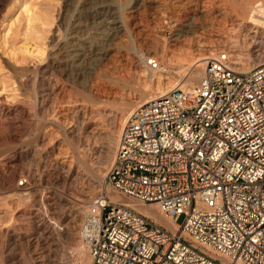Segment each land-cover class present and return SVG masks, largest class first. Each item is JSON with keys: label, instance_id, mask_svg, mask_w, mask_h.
I'll return each instance as SVG.
<instances>
[{"label": "built area", "instance_id": "1", "mask_svg": "<svg viewBox=\"0 0 264 264\" xmlns=\"http://www.w3.org/2000/svg\"><path fill=\"white\" fill-rule=\"evenodd\" d=\"M247 18L262 25L249 44L259 64L240 71L221 48L203 59L196 83L131 110L104 178V188L130 204L99 192L78 222L81 264H264V2L255 0ZM141 62L160 68L155 54ZM32 184L23 174L14 182L22 192ZM151 203L173 228L134 208ZM32 218L35 229L51 232L47 216ZM26 226L17 213L3 229H20L33 263L43 249Z\"/></svg>", "mask_w": 264, "mask_h": 264}, {"label": "rangeland", "instance_id": "2", "mask_svg": "<svg viewBox=\"0 0 264 264\" xmlns=\"http://www.w3.org/2000/svg\"><path fill=\"white\" fill-rule=\"evenodd\" d=\"M65 1L24 0L38 16H42L28 30L19 9L22 0H14L12 10L2 9L0 13V35L3 34L1 31L7 33L5 44L2 46L0 42V52L3 55V52L12 51L10 58L4 54V60L30 71L21 79L23 86L15 88L0 61L1 264L11 259L14 264H75L76 251L66 237L67 230L61 220L71 217L77 204L81 206L78 201L82 194L89 197L84 206L92 209L90 205L96 201L99 192L105 189L106 193H112L104 188L105 176L101 180L94 175L111 162L117 139L118 128L114 120L117 109L135 99L146 85L141 71L145 68L146 73L153 72L140 62L136 64L135 55L139 51L141 55H157L163 69L171 66L172 74L162 82L166 87L168 82L179 80L175 72L181 57L196 54L201 45L214 51L226 48L237 55L236 59L232 57L237 69L247 68L243 58L251 50L250 38L262 30L260 23L253 27L248 24L241 33V29L231 22L230 15L222 13L231 12L235 0H138L134 13L124 10L131 20L126 37H116L108 48L112 50L109 55L94 63L82 74L84 76L73 77L72 81L64 67L56 68L52 74L41 72L47 65L50 47L64 34L62 17L68 18L75 13V4L71 2L67 6ZM115 1L125 9L134 0ZM254 1L250 0V4ZM2 2L7 5L9 0ZM17 17L20 22L11 23ZM182 23L190 25L182 28ZM32 44H37L44 52L29 57L17 51L22 45L30 47ZM233 45L237 48H232ZM119 46L122 48L118 52L115 47ZM81 159L89 173H84ZM21 174L33 182L34 189L27 193L14 186ZM18 195L24 197L21 204H15ZM17 213L22 215V223L28 229L36 231L37 242L43 249V256L36 262L31 263L24 253L26 242L20 229H3ZM33 216L40 222L47 216L54 223L51 232L42 230L41 224L35 229L31 223ZM176 222L180 223L181 217ZM8 246H12L11 250ZM14 251L21 255L12 256Z\"/></svg>", "mask_w": 264, "mask_h": 264}, {"label": "bare ground", "instance_id": "3", "mask_svg": "<svg viewBox=\"0 0 264 264\" xmlns=\"http://www.w3.org/2000/svg\"><path fill=\"white\" fill-rule=\"evenodd\" d=\"M23 1L24 0H22V3H20L19 9H21L20 11L21 17L24 16L25 22L27 24V30H28L33 27V24H34L33 22L40 20L39 18L40 15L38 16V12L31 9ZM179 1H183V0H179ZM13 2L14 0H9L7 5H4L2 0H0V13L2 9H7V12L12 10L14 8V5H15L14 3L16 1L14 3ZM65 2L67 3V6H69L72 3L75 4V9H74L75 13L74 15L72 14V16H68V18L67 17L64 18V16L62 17L63 22L65 23L64 34L61 36L60 39H58V41L54 44L52 48L50 47L49 49L50 53L48 56L47 65L41 69L42 70L41 72L45 74L46 73L52 74L54 73L53 71L56 68L64 67L63 69H65V71H67L70 74L72 81H73V77L76 79L80 75L84 76L82 74L86 73L90 69V67L93 66L94 63H96L100 59L102 60L103 58L109 55V53L112 50L108 48L110 46V43L116 37L118 36L122 38L126 37L127 32H128L127 31L128 24L131 23L130 22L131 20L125 16L124 10H127L128 13H131V14L134 13L139 1L134 0V1L129 2L126 5L125 9H123L124 7L120 6L115 0H66ZM251 4H250V0H235L234 4H232L233 8L231 12L222 11L223 14L230 15L231 22L235 25V27H237L238 29H241V33L244 30V28L247 27L248 24H254L257 26L259 24V22L256 19L251 20L247 18V13H248V10ZM3 18H4V15H3ZM19 22L20 20L18 17L16 20L11 21V23H19ZM184 22L187 23V20ZM188 25L183 24L181 26L182 28H186L188 27ZM10 29L11 28L9 26V30L7 29L8 33ZM1 33L3 34L0 35V42H1V45L3 46L5 44V36H7L6 35L7 33H6V30L1 31ZM29 35L30 34L28 33L26 38ZM236 45L235 46L233 45L232 48L234 47L237 48ZM121 48H122L121 46L117 48L115 47V50L116 51L118 50L119 52ZM124 48L127 49V47L123 46V49ZM0 50H2L1 47H0ZM17 51L29 57H31L34 54H40L42 53V51L44 52V50L40 48V46H38L37 44L30 46V47L26 45H22L21 47L18 48ZM139 52L135 55L136 57L135 62H137L136 64H138L139 62L142 63L141 61H142L143 54L141 55ZM214 52L215 51L212 50L211 47L201 45L200 49L197 50L196 54L188 53L189 55L187 54L181 57L182 58L180 60L181 63L179 64V67L176 68V72H175L177 76L179 77V80L176 79V81L173 80L171 82H168L169 84L166 87H163L162 82L164 81V79L169 78L170 73L172 74L171 72L172 70L170 69L171 66L167 65L165 69H163L161 68V65H162L161 64L162 62H161L160 68L157 70H150V71H153V72H150V74L146 73L145 68H144L141 71L142 72L141 74H142V77L145 78L146 85L143 87V89L139 90L138 96L135 99L129 100L128 102L121 104L120 107L116 111L114 120L117 122V126L115 125L118 128L117 137H118L122 124L128 118L131 110L134 107L138 106V104H142L144 102H148L149 100L162 96L164 91L169 88L179 86L181 84L182 85L180 88H182V87L191 86L194 83H196L199 77V74H200L201 67L203 65V59H205L206 56ZM9 53L6 54V52L5 53L3 52V55H2V52H0V61L3 62V65H4L3 68L6 69L7 72L9 73L10 79L12 81V85H14L15 88H21L24 84V82H22L23 80L22 77L24 75L27 76V74H29L30 71L28 69L19 68L15 66L9 60H4V54L10 58L12 51H10ZM230 55L236 59V56H237L236 54L232 52V54ZM244 56L246 57L243 58V62H244L243 65L246 66L247 68L243 69L239 67L238 70L240 71H244L256 64H259L262 61L259 51L255 52V51L249 50L247 55H244ZM162 73L166 74V76L164 75L157 76V74H162ZM80 164H81V167H83L84 169V173L86 171L87 172L89 171L85 168L86 166L84 165H86V163L83 161V159L80 160ZM108 166L105 168L103 167L101 169H98V171L96 172L97 174L94 175L96 176V179L98 178L102 180V178L106 175L105 173L108 169ZM23 193H27V192H23ZM107 194L108 196H110V199L113 202L130 204V200H127L123 198L122 196L120 197L112 193H107ZM11 198L12 197H10L9 199ZM23 198L24 197L22 195H18L17 199L14 200L15 204L17 202L19 203L23 202ZM88 198L89 197H87L86 193L82 194L80 196V200L78 201L81 204V206H78L77 204L75 206L76 207L75 211H73L74 213L71 215V217L69 218L64 217L61 220V223L64 225V227L67 230V233H65L67 234L66 237L69 238L68 240H70L71 245L73 244L74 249L76 251L75 264H81L87 260L86 253L83 250V248L79 245L76 238H77V224H78L77 221L80 220L84 215L88 214L91 211V209H88L84 206L88 202ZM7 201L10 202L9 200ZM134 208L144 215L153 217L157 222L161 223L167 228H173L172 223L167 218H164L158 212L157 206L155 204H152V203L144 204V205L136 204ZM1 261H0V264H1Z\"/></svg>", "mask_w": 264, "mask_h": 264}]
</instances>
